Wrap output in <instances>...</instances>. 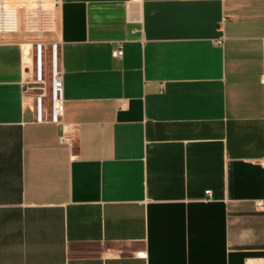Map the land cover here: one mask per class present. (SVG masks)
Returning a JSON list of instances; mask_svg holds the SVG:
<instances>
[{"label": "crops", "instance_id": "obj_1", "mask_svg": "<svg viewBox=\"0 0 264 264\" xmlns=\"http://www.w3.org/2000/svg\"><path fill=\"white\" fill-rule=\"evenodd\" d=\"M56 37L68 144L0 36V264H264V0H61Z\"/></svg>", "mask_w": 264, "mask_h": 264}, {"label": "built area", "instance_id": "obj_2", "mask_svg": "<svg viewBox=\"0 0 264 264\" xmlns=\"http://www.w3.org/2000/svg\"><path fill=\"white\" fill-rule=\"evenodd\" d=\"M60 7L61 0H0V36L23 32L29 37L31 71L27 73L25 87L33 93L34 121L60 127L59 142L68 144L70 129L62 121L63 72L60 44L56 37ZM122 56L121 47L111 52L113 59H121ZM256 207L264 208L263 202H257Z\"/></svg>", "mask_w": 264, "mask_h": 264}]
</instances>
